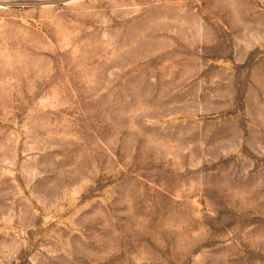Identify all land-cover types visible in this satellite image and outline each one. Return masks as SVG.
I'll return each instance as SVG.
<instances>
[{"label": "rangeland", "instance_id": "374dc122", "mask_svg": "<svg viewBox=\"0 0 264 264\" xmlns=\"http://www.w3.org/2000/svg\"><path fill=\"white\" fill-rule=\"evenodd\" d=\"M0 264H264V0H0Z\"/></svg>", "mask_w": 264, "mask_h": 264}]
</instances>
